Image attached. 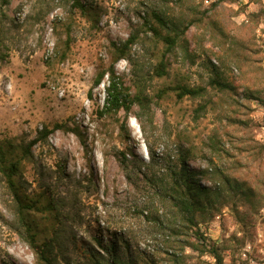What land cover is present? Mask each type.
<instances>
[{
    "label": "rangeland",
    "instance_id": "rangeland-1",
    "mask_svg": "<svg viewBox=\"0 0 264 264\" xmlns=\"http://www.w3.org/2000/svg\"><path fill=\"white\" fill-rule=\"evenodd\" d=\"M84 2L88 14L71 0H0V142L20 145L44 125H64L22 164L27 193H46L62 210L59 219L36 214L43 235L59 220L71 227L54 264H92L88 249L101 250L95 237L123 251L128 241L137 264H264V0ZM155 14L181 30L188 25L162 76L154 66L166 44L146 20L157 25ZM138 31L116 70L132 87L137 73L145 76L150 106L102 114L108 77L90 95L94 78L113 60L112 42ZM176 84L204 92L159 96ZM185 155L191 168L217 166L230 180L220 198H204L197 225L167 197V165ZM13 211L0 178V263L38 264Z\"/></svg>",
    "mask_w": 264,
    "mask_h": 264
},
{
    "label": "trees",
    "instance_id": "trees-1",
    "mask_svg": "<svg viewBox=\"0 0 264 264\" xmlns=\"http://www.w3.org/2000/svg\"><path fill=\"white\" fill-rule=\"evenodd\" d=\"M72 6L78 8L82 13L88 14L90 9L86 6L84 0H71ZM9 0H2V5L8 4ZM40 10L37 14H39ZM46 12V11H45ZM47 13V12H46ZM158 24H151L149 19V28L153 34L161 39L166 44V49L158 63L154 66V73L157 76H162L167 73L168 62L166 60L167 54H170L175 46L179 44L181 34L185 33L188 25L181 30L175 23L166 20L162 15L155 14ZM161 28L166 29L163 33ZM140 38V32H133L126 40L121 43L112 42L114 49V58L111 63L98 71L94 78L93 86L90 88L89 94L92 95V90L99 85L105 76L108 77V84L106 86L105 104L101 113L118 114L120 110H125L127 114L131 113L133 106L137 103L141 108L146 109L150 106L151 98L146 93L145 76L137 73L134 87L127 85L116 70V64L123 58L129 59V50L132 44ZM213 82L220 89L230 88L229 83L224 82L218 78H213ZM168 89L176 91L179 98L184 96H198L204 92V87H192L189 85L176 84L159 91V96H162ZM62 123H56L53 127L44 125L38 130L37 136L20 145H15L12 141L0 142V178L4 179L9 191L12 194V201L14 203V221L13 227L21 235V237L29 242L34 249L38 264H54L56 256L59 251H62L64 246L71 242V227L66 224V221H58V225L52 231V234L43 235L45 229L39 225L36 214L54 211L55 216L59 219L62 210L58 208V203L48 199L46 193L40 195H31L25 190L27 182L22 174L23 160L31 161L33 158L32 147L38 142H48L49 135L58 128H63ZM121 128H126V121L121 122ZM264 148L261 145L260 149ZM126 168H128L126 154L123 153L119 157ZM187 155L180 157L177 161H170L167 165V171L171 175V183L169 185L170 191L167 197H170L175 206L179 208L183 216L192 225H197V212L204 209V198L211 199L213 195L220 198L223 194V186L230 182L225 178L224 171L220 167H207L205 169H193L187 163ZM138 160H131L134 168L139 167ZM150 168L154 164H149ZM148 166V167H149ZM141 167V166H140ZM129 178L132 177L127 173ZM217 180L215 185H207L202 179ZM152 179H150L151 181ZM164 184V182H163ZM48 199V200H47ZM65 234V241L61 235ZM98 246L101 248L90 247L88 253L91 256L92 264H137L136 256L130 248L128 241H124V248L126 251L119 250L120 247L117 242L110 241L103 243L101 239L95 237ZM103 251V252H102ZM126 255H123V253ZM221 263V258L219 257ZM1 264V263H0Z\"/></svg>",
    "mask_w": 264,
    "mask_h": 264
}]
</instances>
